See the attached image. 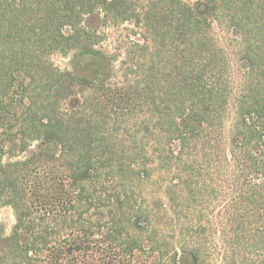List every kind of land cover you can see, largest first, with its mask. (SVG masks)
I'll use <instances>...</instances> for the list:
<instances>
[{
    "label": "trees",
    "instance_id": "16d2710c",
    "mask_svg": "<svg viewBox=\"0 0 264 264\" xmlns=\"http://www.w3.org/2000/svg\"><path fill=\"white\" fill-rule=\"evenodd\" d=\"M150 1L0 0V264H264V0ZM128 20L142 55L175 44L163 99L144 74L157 64L134 83L91 74L109 67L100 29ZM138 110L152 152L116 131ZM203 175L226 189L219 242L192 204Z\"/></svg>",
    "mask_w": 264,
    "mask_h": 264
},
{
    "label": "rangeland",
    "instance_id": "374dc122",
    "mask_svg": "<svg viewBox=\"0 0 264 264\" xmlns=\"http://www.w3.org/2000/svg\"><path fill=\"white\" fill-rule=\"evenodd\" d=\"M129 1L130 5L132 4L138 7L143 4L146 6L147 4L151 3L150 0ZM225 25L226 24H224V21H221V25L214 21V34L219 42V45L225 50L233 72L237 74L240 67L237 61V53L239 47L236 43L229 39L231 37L224 30ZM106 26L107 27H103L100 29L102 38L99 40L96 48L101 50L109 61V67L106 66L102 70L104 78L107 79V82H124V80H126V75L128 76L129 80L134 83L137 80H141L138 74L141 73L142 69H148V67H150L151 65L153 66L154 64H157V67H154L153 72H151L150 74H144L146 77H148V80L151 78V81L155 83V85H153L155 96H160V98L163 99L164 91H168L170 86V83H167V73L169 72V70H164L163 65L167 63L168 59L172 58L173 46L175 44L168 45L164 49H162L159 57L154 56L156 54V51L151 45H149L151 47L149 52L145 55H142V53L139 51V48H136V43L139 44V46L144 45V42L142 41V30L136 28L133 25V21L128 20L123 23H109ZM134 50L137 53V58L135 56L132 57V54H130ZM148 57L152 58V62H150V60L148 61ZM51 59L56 66L62 69L69 66V56L62 57L55 55L52 56ZM158 61H161L162 63L159 64L157 63ZM132 64V71H128V68L131 67ZM140 64H145V67L140 68ZM91 74L94 76L100 75L98 72H91ZM144 116L147 117V114H143V112L138 110L133 114V116L125 118L128 120L126 123L117 125L115 128L119 133L118 137L120 139L122 138L128 140L126 143L127 146L132 147L133 144L136 147L138 145L142 146L141 142L138 141L141 138H145L144 150L152 152L156 149V145L153 141L152 136L146 134V132H139L141 130V125L139 124V122L144 118ZM231 122L232 119L228 118L225 123V134L227 136L229 135ZM134 141L135 143H133ZM118 143L121 144L120 141ZM153 176L154 178H156L157 174ZM207 176L208 175L202 176V178L207 180V183L203 184V186L196 190V196L192 199L194 200L193 203H191L198 207V210H200L201 214L204 215V217L206 216L212 220L210 239L212 240V242H219L221 236L220 226L218 223L220 220L219 217L222 216L223 206L228 204V198L227 196H225L226 189H218L219 182L217 179L214 180L215 176H212V179ZM164 179H153V181L146 186L147 192L150 193V196L154 195V197H161L165 199L164 188L167 183L164 181ZM207 184H211V188L210 185L206 187ZM150 196H148L147 199ZM13 223L14 217L12 210L8 207L0 208V225L3 227L5 234L10 233Z\"/></svg>",
    "mask_w": 264,
    "mask_h": 264
},
{
    "label": "flooded vegetation",
    "instance_id": "af4514ba",
    "mask_svg": "<svg viewBox=\"0 0 264 264\" xmlns=\"http://www.w3.org/2000/svg\"><path fill=\"white\" fill-rule=\"evenodd\" d=\"M95 72H98L99 74L103 75L101 69L100 70H96Z\"/></svg>",
    "mask_w": 264,
    "mask_h": 264
}]
</instances>
